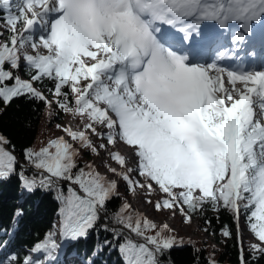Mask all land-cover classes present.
Listing matches in <instances>:
<instances>
[{
	"label": "snow or ice",
	"instance_id": "obj_1",
	"mask_svg": "<svg viewBox=\"0 0 264 264\" xmlns=\"http://www.w3.org/2000/svg\"><path fill=\"white\" fill-rule=\"evenodd\" d=\"M0 8V37L9 33L0 40V103L55 104L83 122L79 130L57 124L64 136L23 150L31 175L0 133V179L18 174L23 190L52 191L59 205L54 230L28 255L12 253L0 264H55L57 231L71 242L109 232L96 250L116 248L122 264H164L186 243L201 251L127 201L109 214L121 198L118 181L78 163L82 150L99 156L101 149L123 169L105 161L108 170L156 212L179 213L190 225L205 211H228L240 264L264 257V56L253 40L264 0H0ZM37 25L44 34L35 38ZM22 65L28 79L19 75ZM120 145L127 155L112 150ZM22 215L17 209L14 222ZM242 217L260 242L248 249L251 261ZM221 233L233 237L227 224ZM7 244L0 241V252ZM207 264L218 261L210 256Z\"/></svg>",
	"mask_w": 264,
	"mask_h": 264
},
{
	"label": "trees",
	"instance_id": "obj_2",
	"mask_svg": "<svg viewBox=\"0 0 264 264\" xmlns=\"http://www.w3.org/2000/svg\"><path fill=\"white\" fill-rule=\"evenodd\" d=\"M17 2L18 0H12L13 5ZM4 14L3 9L0 8V17H3ZM3 23V20L0 19V24ZM8 35L9 33L5 32L4 40L8 38ZM34 36H36L35 32ZM19 75L23 79H28L24 65L21 66ZM47 87H52V85L49 83ZM48 99L52 100L53 97L48 95ZM0 109L3 110L0 113V133L6 136L11 141V144L15 146V155L18 157L20 164L27 169L28 175H31L33 169L25 163L23 150L26 147L39 150L45 146L50 139H54L61 131L56 125L63 126L65 119L70 114L60 112L55 104L48 108L42 102L29 101L25 98L14 100L6 108L0 103ZM50 113L52 114L50 115ZM100 143L99 139L96 144L99 145ZM75 146L79 147L78 143H75ZM82 152L84 154L78 159V163L81 165L93 164L96 155L84 150ZM96 169L99 171L97 167ZM118 191L121 194V198L113 199L109 203V214L116 210L124 201L128 202L127 198L132 194L127 191L122 180L119 183ZM157 198L159 197L156 196L155 199ZM58 207L55 193L52 191L46 192L37 189L29 193L23 190L18 174H13L7 179H0V241H8L7 247L0 252V258L12 253H16L20 257L28 255L29 250L37 241L43 240L47 232L54 230L53 226L58 222ZM17 209H21L23 215L16 218L14 222ZM134 210L140 212L137 209ZM177 215L181 217L179 213ZM146 217L149 218L148 216ZM181 219L183 220L182 217ZM193 220L192 223L196 222L198 224V232L202 231L211 236L212 240L216 241L218 245L212 244L208 238H188L181 232L174 231L176 236L182 237L185 241L189 239L194 241L195 247L201 249V251L199 253L194 252L193 245L187 243L183 246L174 247L170 250L168 257L163 258L164 264H168L169 257L172 264H207L210 256L214 257L218 264H240L239 245L235 238L236 224L230 212L221 210L217 213L208 210L205 211L202 217L197 216ZM205 220H210L211 223L206 224ZM241 222L246 226L243 217ZM101 223H104L103 219ZM225 224L231 228L233 233L231 239L226 237L220 239L218 236ZM204 228L209 230L205 232ZM6 229L9 230L10 234L5 233L4 230ZM246 229L248 230L247 226ZM248 232L252 238H255L249 230ZM58 233L57 231L55 239ZM106 238L111 239V234L100 230L98 235L96 231H92L87 239H80L76 242L62 240V243H59L62 248L55 264H85L89 258L93 260V264H122L116 248L104 247L102 251L96 250V245ZM243 246L246 250L247 258L251 261V255L248 252L250 247L245 244L244 240ZM94 251L95 255L93 254ZM35 255L42 258V254ZM254 264H264V257L254 262Z\"/></svg>",
	"mask_w": 264,
	"mask_h": 264
},
{
	"label": "rangeland",
	"instance_id": "obj_3",
	"mask_svg": "<svg viewBox=\"0 0 264 264\" xmlns=\"http://www.w3.org/2000/svg\"><path fill=\"white\" fill-rule=\"evenodd\" d=\"M52 17H50L51 19ZM35 33L36 36L35 38H38L39 35L44 34L43 30L40 28L39 25L36 26L35 29ZM5 36V33H4ZM0 40H4V37H0ZM81 124L83 125V122L81 121ZM101 141V140H100ZM94 143H96V139L93 140ZM101 142H105L106 141H101ZM109 148L111 149V146H109ZM126 149L123 145L118 146V149H112V150H119L121 151L123 154H126ZM100 154L97 158L98 162H101L102 159L106 156V154L103 153V150H100ZM114 161H111V163H113ZM121 170L123 171V169L121 168ZM157 195H153L151 198L154 200L155 197ZM144 198H145V194L142 192H138L137 194H131L128 196L127 200L128 203L131 205L132 208L137 209L139 211H141L143 214H145L146 216H148L150 219L156 221L157 223H168L170 225V227L178 232H181L184 236L188 237V238H196L198 236V234H202V233H198V225L196 222L191 223L190 225L184 224L182 222V219L179 215H175L172 216L169 212L167 211H162V212H156L154 210V207L152 204H148L144 202ZM194 221V220H193ZM243 228V240L244 242H246V244H256L255 240H253L251 238V234L248 232V230L246 229V226L242 225ZM60 235H58L56 237V241L57 243L60 242L59 240Z\"/></svg>",
	"mask_w": 264,
	"mask_h": 264
},
{
	"label": "bare ground",
	"instance_id": "obj_4",
	"mask_svg": "<svg viewBox=\"0 0 264 264\" xmlns=\"http://www.w3.org/2000/svg\"><path fill=\"white\" fill-rule=\"evenodd\" d=\"M258 52H259V54H260V56H264V53L258 48ZM71 126L74 130H79V129H81L82 127H83V125L81 124V121L77 118V117H74V116H70V117H68V119L66 120V122H65V124H64V127H67V126ZM65 134L61 131L59 134H58V136L57 137H59V136H64ZM56 137V138H57ZM65 139H68V137H66L65 136ZM95 139V136H93L92 137V140H94ZM71 142V141H70ZM101 153V152H100ZM103 153L104 154H106V152L103 150ZM129 153V150L128 149H126V155ZM97 158H98V156L95 158V160H94V165L96 166V167H98L99 168V171L103 174V175H105V176H107V178L108 179H110V180H113V179H115V180H117L118 181V184H119V182L121 181L120 179H119V177H117V176H115L114 174H112L109 170H108V167H106L105 166V164H104V162L106 161H108V153L106 154V156L102 159V161L101 162H98L97 161ZM108 165H110L111 167H114V168H116L117 169V172H120V171H122L121 170V167H119V166H117L116 164H114V163H111V162H108ZM198 225V224H197ZM198 233H202V234H198V236L197 237H199V238H208L209 240H211L210 242L212 243V244H215V245H218V243L216 242V241H213L212 240V238H211V236H209V235H207V234H205L204 232H198ZM223 235H222V233H220V239H223ZM255 242H256V244H258V243H260L258 240H255ZM250 245V244H249Z\"/></svg>",
	"mask_w": 264,
	"mask_h": 264
}]
</instances>
